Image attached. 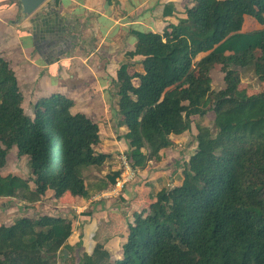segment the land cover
<instances>
[{
	"label": "trees",
	"instance_id": "trees-1",
	"mask_svg": "<svg viewBox=\"0 0 264 264\" xmlns=\"http://www.w3.org/2000/svg\"><path fill=\"white\" fill-rule=\"evenodd\" d=\"M193 2L187 18L162 34L132 31L137 44L130 55L145 57L144 75L130 76L127 65L118 71L117 109L132 166L159 160L174 145L171 137L191 131L198 119L184 182L161 189L136 215L122 259L112 261L98 246L80 264H264V91L240 89L242 69L264 82V30L242 32L245 16L264 24V0ZM172 13L165 8L164 15ZM202 53L208 55L196 62ZM217 68L223 87L216 90ZM23 104L18 77L0 56V198L33 204L52 191L57 199H89L92 171L111 157L96 150L98 124L74 114L62 94L37 99L33 116ZM209 113L213 127L204 122ZM14 147L29 157L31 178L2 174ZM121 173L105 182L115 185ZM73 232L64 215L17 218L0 226V264H59L72 251Z\"/></svg>",
	"mask_w": 264,
	"mask_h": 264
},
{
	"label": "crops",
	"instance_id": "crops-1",
	"mask_svg": "<svg viewBox=\"0 0 264 264\" xmlns=\"http://www.w3.org/2000/svg\"><path fill=\"white\" fill-rule=\"evenodd\" d=\"M193 1L113 0L108 3V0H60L56 4L55 0H49L29 15L23 14L20 0H0V56L10 62L18 77L26 112L27 107L31 108L39 98L53 94L68 97L73 102L74 114H85L98 124L100 133L96 150L111 155L99 170L92 171L88 182L89 199L74 198L70 194L57 199L52 191H48L45 197L33 204L19 200V206L24 209L48 211L41 215L56 216L54 213L59 208L65 209L67 214L64 216L74 222V232L68 244L72 251L81 247L82 256L86 253L91 255L96 247L102 246L113 261L122 259L128 228L135 222L136 215L150 208L161 189L175 188L184 182L183 171H173L172 165L167 171L161 166L164 162L168 165L174 158L171 155L174 145L164 149L159 160H145L141 161L143 166H133L137 175L131 184L125 185L127 191H118L115 185H108L105 181L112 172L122 170L119 154L129 150L123 138L128 129L122 125L124 117L117 109L118 71L127 65L130 76L145 74V57L130 55L135 52L137 44L132 31L162 34L187 18V8L193 6ZM166 7L173 8L171 15H164ZM261 30H264V24L254 17L245 16L242 32ZM256 53L260 55V51ZM207 55L200 54L196 62ZM247 70L252 71L242 69L240 72V86L242 74ZM133 84L138 87L140 80L133 78ZM263 85L262 81L248 92ZM213 88L216 89L215 86ZM196 136L194 151L197 148ZM171 139L175 143V136ZM170 181L173 182L171 185ZM31 187L34 188L33 183ZM121 195L128 201L125 208L117 203L118 199L123 202L119 198ZM0 200L5 201L0 209V213H4V208L8 211L10 202L18 199ZM47 200L50 201L47 203ZM89 207L92 210L86 212ZM64 253L67 254V250ZM68 258L71 255L63 258V264H67Z\"/></svg>",
	"mask_w": 264,
	"mask_h": 264
},
{
	"label": "rangeland",
	"instance_id": "rangeland-1",
	"mask_svg": "<svg viewBox=\"0 0 264 264\" xmlns=\"http://www.w3.org/2000/svg\"><path fill=\"white\" fill-rule=\"evenodd\" d=\"M23 14H25V13L23 12ZM222 77H223L222 73L217 68L215 70V74H214V80H215L214 86H215L216 89H220L221 87H223ZM242 79H243V83L240 86V88L244 89V90H247V91L250 88H252V89L256 88L257 85L260 83L258 79L254 78L253 72L249 71V70H247V72H244L242 74ZM254 90H257V91H254ZM254 90H252L251 93L262 92V91H264V85L261 88L259 86L257 89H254ZM27 109H28L27 111H28L29 116H33V112H34L33 108L32 107L31 108L27 107ZM213 118H214V114L213 113H209L207 118L204 120L205 124L208 125L209 127H213ZM192 120H193V126H192L191 131L186 132L185 134H183L181 136H178V137L175 136V143H174V146H173L174 152L171 154L174 157L173 158L174 161H172L173 159L172 160L170 159L168 165H166L165 162L163 164H161V166L163 167V170H167L168 171L169 166L172 165L171 169H173V171L178 172L179 170H181V172L182 171L184 172V169L186 168L185 165L188 164L187 162L190 160L191 156L195 152L194 151V145H195V140L194 139H195V136H196L195 134L198 133L197 132V128H196V125L198 124V119L197 118H193ZM123 152L124 151H122L121 153H123ZM120 157H121V154H119V159L118 160H119V163H120V165H121V167L123 169ZM170 158H171V156H170ZM175 160H176V163H175ZM150 163H152V162H150ZM152 166L153 165H151V167ZM2 174L3 175H8V174L19 175V176H22V177H24L26 179L31 178L32 177V170H31V166H30L29 157H22V158L19 157L18 156V149L16 147H14L12 150L9 151L8 164H7L6 168L2 171ZM121 177H123V176H121ZM183 177H184V174H183ZM172 178H173L172 181H175V178L174 177H172ZM172 181H170V183H169L170 185L173 183ZM131 182H133V181L128 182V184L129 183L131 184ZM132 185L135 186V184H133V183H132ZM125 187L127 189V186H125ZM168 188H170V187H168ZM126 189L124 188L125 191H127ZM170 189H173V188L171 187ZM119 198H122L123 202L118 199L117 203L125 208L126 207L125 203L128 202V201L123 197V195H121ZM48 201H50V200H47L46 202L48 203ZM3 202H5V201H1L0 200V209H2V203ZM64 203L65 204H69V202H66V201H64ZM5 210H6V208H4V213L3 212L0 213V226L5 225V224H7V225L12 224L13 221H15L18 217H22L23 215L38 216V215H40V213H48V211H45V209L43 210L42 208H39V209L35 208L34 210L24 209L22 206H19V200L11 201L9 210L8 211H5ZM48 210H52V212H53V209H48ZM64 210L59 208V210L57 212L56 209H54V212L55 211L57 212V213H54V214L65 215L67 213H65ZM69 210H70V212H72L73 209H71L69 207ZM88 210H92V208L89 207L86 210V212H88ZM76 249H78V250H76ZM103 250H105V249L103 248ZM82 253H83V251H82L81 247L74 248V250L70 254L68 253L69 255H71V258H68L66 263L67 264H80V261H81V258H82L81 257ZM63 260L64 259L61 256L60 259H59V263L63 264Z\"/></svg>",
	"mask_w": 264,
	"mask_h": 264
},
{
	"label": "built area",
	"instance_id": "built-area-1",
	"mask_svg": "<svg viewBox=\"0 0 264 264\" xmlns=\"http://www.w3.org/2000/svg\"><path fill=\"white\" fill-rule=\"evenodd\" d=\"M120 159L124 170H121V176L123 177L120 176L115 184V187L118 189V191H122L128 182L135 180L137 175L126 152L121 153Z\"/></svg>",
	"mask_w": 264,
	"mask_h": 264
},
{
	"label": "water",
	"instance_id": "water-1",
	"mask_svg": "<svg viewBox=\"0 0 264 264\" xmlns=\"http://www.w3.org/2000/svg\"><path fill=\"white\" fill-rule=\"evenodd\" d=\"M48 0H20L25 14H33Z\"/></svg>",
	"mask_w": 264,
	"mask_h": 264
}]
</instances>
